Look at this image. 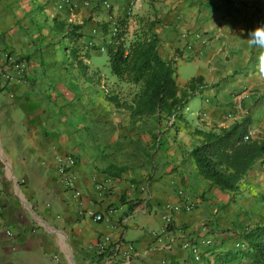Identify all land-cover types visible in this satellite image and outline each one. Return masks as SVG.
Returning <instances> with one entry per match:
<instances>
[{
    "label": "crops",
    "instance_id": "crops-1",
    "mask_svg": "<svg viewBox=\"0 0 264 264\" xmlns=\"http://www.w3.org/2000/svg\"><path fill=\"white\" fill-rule=\"evenodd\" d=\"M102 1L59 9L56 0H0V264H248L236 253L244 249L240 234L264 220V155L232 193L203 179L190 151L202 139L198 131L245 115L252 137L264 139V49L247 40L264 24V0H105L109 10ZM74 9L89 72L100 68L90 46L102 44L106 54L113 19L131 13L132 30L136 16L153 14L158 53L174 60L177 84L201 82L182 120H131L106 99L103 82H72L78 68L69 58L56 69L40 60L32 21ZM5 51L24 61L21 78L5 66ZM68 155L76 160L73 187L59 173ZM188 203L192 210L181 208L166 227L165 206ZM119 242L132 244L134 254L113 250Z\"/></svg>",
    "mask_w": 264,
    "mask_h": 264
},
{
    "label": "trees",
    "instance_id": "trees-1",
    "mask_svg": "<svg viewBox=\"0 0 264 264\" xmlns=\"http://www.w3.org/2000/svg\"><path fill=\"white\" fill-rule=\"evenodd\" d=\"M131 13L118 17L114 22L115 32L105 47L110 73L117 81L131 89V101L117 94H108L106 99L115 107L129 112L131 120L137 121L153 116L182 120L181 111L195 94L200 79L191 78L183 87L176 82V67L173 59H163L158 53V36L154 28L158 20L153 14L136 16V27L130 29ZM54 27L63 29L65 23L53 19ZM80 25H74L66 35L69 40L79 36ZM108 25L103 26L107 34ZM65 50L67 45H63ZM67 58L84 73L80 49L74 43ZM251 117L245 115L240 121L218 131H198L202 136L190 155L199 175L221 190L237 193L243 177L253 164L264 155V139H255L250 130ZM264 201V194L262 195ZM236 256L245 258L248 264H264V220L248 226L241 234ZM105 254V253H104Z\"/></svg>",
    "mask_w": 264,
    "mask_h": 264
},
{
    "label": "rangeland",
    "instance_id": "rangeland-1",
    "mask_svg": "<svg viewBox=\"0 0 264 264\" xmlns=\"http://www.w3.org/2000/svg\"><path fill=\"white\" fill-rule=\"evenodd\" d=\"M49 1V0H48ZM83 5V2L81 3ZM75 8V7H74ZM44 14V15H43ZM42 17L40 18V21L32 23L34 24V30H33V42L34 47L36 51L39 53L40 60L47 64L49 67L58 68L60 61H62L64 64L67 63V54L69 53L68 49H71V47L76 44L75 39L69 40L66 35L73 29V26L76 25L78 22V19H81L79 16V13L74 10L70 11L66 16H60L51 14H46L45 11L43 12ZM53 19H57L58 21H63L66 26H64L63 29H57L54 27ZM37 20V19H36ZM88 20L87 18H83L82 21L85 22ZM66 21V22H65ZM78 34L80 32H77ZM63 45H67L68 49L65 50L63 48ZM77 45V44H76ZM80 45V44H79ZM101 45L97 46H90L92 53H93V61L96 60L99 56L98 62L96 65L100 67L97 72H94L93 70L91 72L85 70L84 73H82L80 70L73 69L70 72V80L72 82L80 81L82 80L81 76L84 77L85 80L89 82H103L104 85L107 87V94L111 92L119 91V94H122L123 97H127V95L130 94L131 89L128 86H120L116 82L110 80L109 75V67L107 64V57L106 54L103 53L101 50ZM78 46V45H77ZM87 49L84 48V52ZM87 51L85 52V54ZM73 64V61L70 59L68 61V65ZM86 68L88 67L87 64H84ZM109 72V73H108Z\"/></svg>",
    "mask_w": 264,
    "mask_h": 264
},
{
    "label": "built area",
    "instance_id": "built-area-1",
    "mask_svg": "<svg viewBox=\"0 0 264 264\" xmlns=\"http://www.w3.org/2000/svg\"><path fill=\"white\" fill-rule=\"evenodd\" d=\"M84 3V4H88V0H56L57 3V7L60 8H68V9H73L78 3ZM102 5L104 6V8L106 9H110V4L103 0L102 1ZM115 27H113V33L115 32ZM3 61L5 66L10 67L12 70L15 71V77L16 79L21 78L23 72L25 71V63L23 60H21L19 57L11 54L8 51H5L3 53ZM6 77L10 80L13 79V76L11 75H6ZM75 158L72 155H68L65 157V159L63 161H61L60 166H59V173L62 177V182L65 186L67 187H73L74 185V180L73 177L71 175V169L73 168V166L75 165ZM76 195H79V192L76 191L75 192ZM181 208H183L186 211H190L193 208L192 204H184L183 206L179 205V204H169L167 206H165V214L163 215V222L165 223V226H170L173 223V215L178 212ZM94 218L96 220H99L102 218L101 215H94ZM7 234L10 235L11 232L7 231ZM109 241L108 237L104 238V241L99 243V250L100 251H104L107 249V247L105 246V243H107ZM210 242L209 240H206L205 243ZM113 250H120V252H122L123 256L125 257H129L131 255L134 254V247L132 244L130 243H123V242H119V243H115L112 246ZM183 247L185 248H190L194 258L196 260H198L200 258L199 256V252L197 250V248L195 246H193L188 240L183 242Z\"/></svg>",
    "mask_w": 264,
    "mask_h": 264
},
{
    "label": "clouds",
    "instance_id": "clouds-1",
    "mask_svg": "<svg viewBox=\"0 0 264 264\" xmlns=\"http://www.w3.org/2000/svg\"><path fill=\"white\" fill-rule=\"evenodd\" d=\"M247 40L250 46L257 49H264V24H260L248 32ZM261 64L264 66V56L260 57Z\"/></svg>",
    "mask_w": 264,
    "mask_h": 264
}]
</instances>
